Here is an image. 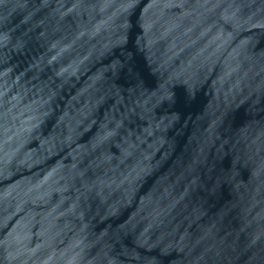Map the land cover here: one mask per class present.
Wrapping results in <instances>:
<instances>
[{"label": "water", "instance_id": "95a60500", "mask_svg": "<svg viewBox=\"0 0 264 264\" xmlns=\"http://www.w3.org/2000/svg\"><path fill=\"white\" fill-rule=\"evenodd\" d=\"M0 264H264V0H0Z\"/></svg>", "mask_w": 264, "mask_h": 264}]
</instances>
